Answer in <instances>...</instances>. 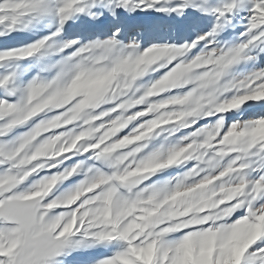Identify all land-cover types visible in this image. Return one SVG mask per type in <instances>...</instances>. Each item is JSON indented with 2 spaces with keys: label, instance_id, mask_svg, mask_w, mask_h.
I'll use <instances>...</instances> for the list:
<instances>
[{
  "label": "snow or ice",
  "instance_id": "snow-or-ice-1",
  "mask_svg": "<svg viewBox=\"0 0 264 264\" xmlns=\"http://www.w3.org/2000/svg\"><path fill=\"white\" fill-rule=\"evenodd\" d=\"M0 264H264V0H0Z\"/></svg>",
  "mask_w": 264,
  "mask_h": 264
}]
</instances>
